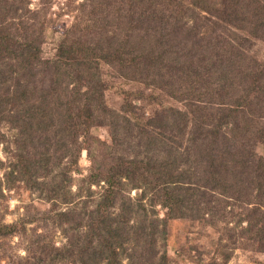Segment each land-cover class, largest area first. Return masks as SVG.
<instances>
[{
	"label": "rangeland",
	"instance_id": "obj_1",
	"mask_svg": "<svg viewBox=\"0 0 264 264\" xmlns=\"http://www.w3.org/2000/svg\"><path fill=\"white\" fill-rule=\"evenodd\" d=\"M100 2L0 0V22L8 25L13 39L31 40L36 39L38 31L40 34L36 39L40 59L33 69L24 67L25 63L14 58L15 53L1 50L0 71L8 69L10 63L15 70L7 83H2L10 88L7 93L15 87L22 90L39 85L42 75L58 78L64 65L52 62L62 43L85 48L81 60L86 66L81 71L93 74L102 87L96 100L92 97L97 83H82L79 92V86H75L74 94L64 90L59 97L50 95L47 104L42 102L47 109L34 113V118L26 112L14 118L12 103L0 111V225L18 226L17 232L0 235V264H36L39 246L59 249L65 245L77 233L74 227L83 228L86 218L79 217V212L88 214L101 205L106 187L103 176L116 167L117 155H140L143 163L139 165L150 161V170L146 179L139 174H130L132 179L115 174L117 195L103 207L104 212L117 215L121 202L135 207L136 199L144 192V210L136 205V212L127 207L123 211L138 222H146L148 216L163 220L159 222L164 228L156 247L159 252L165 251L168 264H264V0ZM14 7L18 8L16 13ZM6 10L12 19L4 15ZM130 10L136 13L131 18ZM129 24L157 29L164 24L171 30L159 48L167 52H146L154 61L147 58V65L139 58L132 79L121 76L113 65V55L107 57L109 60L99 55L101 50L113 51V42L127 39L124 49L128 43L135 44L143 34L142 27L128 31ZM113 33L118 35L114 39ZM151 37L155 39L152 32L147 42H152ZM27 71H33V79ZM72 86L69 82L68 87ZM37 93L33 99L44 100ZM29 96L21 99V113L25 103H33ZM57 103L62 108L64 104L73 105L78 111L72 119L60 116ZM173 119L178 121L171 125ZM51 120L49 136L35 127ZM116 121L126 124V128L120 126L125 144L118 142L119 146H114L112 139L119 128L113 125ZM201 121L203 132L198 128L196 132L195 124ZM57 126L67 128L58 130ZM211 129L218 131L215 138L208 132ZM204 136L208 140L200 145ZM217 137L223 155L233 157L232 169L245 172L240 194H230L229 190L230 196H222L204 188L205 194L194 196L201 199L199 205L191 206L196 218L170 217L157 196L150 210L152 176L161 174L163 165H169L166 158L176 160L170 171L176 167L188 171L179 163L182 157L190 164L196 160L202 168L215 150L212 141ZM39 138L46 146L38 144ZM28 153L33 156L31 160L46 154L49 158L45 168L33 164L27 168L31 175L24 173ZM240 153L249 156H245L249 168L240 163V159H246ZM121 259L126 262L125 255ZM56 264L78 263L67 258Z\"/></svg>",
	"mask_w": 264,
	"mask_h": 264
},
{
	"label": "trees",
	"instance_id": "obj_2",
	"mask_svg": "<svg viewBox=\"0 0 264 264\" xmlns=\"http://www.w3.org/2000/svg\"><path fill=\"white\" fill-rule=\"evenodd\" d=\"M100 1L101 0H96V3H99ZM135 3L136 2H133L132 5L135 6ZM17 9V7H14L13 12L16 13ZM132 13V10H130L129 18L136 14ZM4 15H7L9 19H12V15L7 10ZM140 26V24H129L127 30L130 31L133 28L138 29L140 28ZM29 29L30 33L34 32L33 27H30ZM142 31L143 34H139L138 40L134 41L135 44L128 43L129 47L127 49H124V46L127 43V39H123V41L120 43L113 42V51L101 50L102 54H99L101 57H108L109 59H111L113 55V65L118 67L117 70L119 71L121 76L129 77L130 79H132L131 77H135L133 70L135 67H137L141 58L144 59L147 65L149 64V62H147L149 58L154 61V57L145 54L146 52L150 53L152 51H157L159 54H161L163 51H165V48L162 50H160L159 48L161 46V43H163V41H165L166 38L171 35V30L169 28H167L164 24L159 26L158 29L154 28L153 26L145 25L142 27ZM113 32L118 31L113 30ZM151 32L154 34L155 39L151 37L152 42H147ZM145 33H147L146 36ZM39 36L40 34L38 31L36 39ZM116 36L118 35L113 33V39L116 38ZM126 36H130V34H126ZM13 38L14 34L9 31L8 25L2 26L0 22V52L1 50H6L11 53V55L12 52L15 53L14 58L18 57L20 62L25 63L24 67H30V69H33L32 66L36 64L40 59L38 56L39 44L36 43V39H25L24 41H22ZM141 41L143 42V44H140ZM81 49V47H76L70 43H62L57 49V57L52 62H57L60 64H56V66L64 65V67H66L65 69L64 67L60 68L62 72L61 75L58 76V78L56 76L55 78L47 79L42 75L40 77L39 85L37 83L36 86L32 84L31 88L27 87L28 89L24 88L22 90H18L15 87L14 89L12 88V92L9 91V94L7 93V91L10 88L7 89L3 87L2 83H7L8 79L11 78V74H15V70L11 68L10 65L12 64L10 63L8 69L2 70V72L0 71V111H5V104L10 105V103H12L11 106L15 108V111L13 112L14 118L18 117L20 114L26 115L25 112L28 113V117L34 118V113L36 114V112L39 113L41 110L47 109L45 107H42V102L45 101V104H47L46 101L48 98H51V96L59 97L62 92H65L64 90H67L68 93L74 94L75 86H79V88L77 89V91L79 92L82 83L85 86L87 84L91 85L92 83H94V86L96 85V83L98 84L96 94L93 93L92 97L93 100H96L99 96H101L100 91L102 87L101 84L98 83V80L94 78L93 74L81 71L82 67L86 66V63L81 60L82 56L85 54V48H83V50ZM94 49L97 50V48ZM16 50H18V54H16ZM166 52L167 51H165V53ZM123 53H127L129 56L124 57ZM147 58L148 60L146 61ZM43 62L48 63L50 61L44 60ZM146 66H144V69H146ZM70 69L72 70L69 71ZM31 72L33 73V71ZM31 72L27 71L26 73H29V75L31 76L30 79H33ZM67 80L73 84L72 87H68L69 82ZM37 92H39L40 96L44 97V100L40 99V101L37 102L33 99V96L38 94ZM28 93L30 94L29 97H32L33 103H25L26 106L24 107V113H21L19 104L21 103L22 97L26 98ZM46 95L48 96L46 97ZM63 106H65L63 108H66L67 110L64 111L62 106H60L59 104L56 105V107L59 108L58 114L60 116L72 119L71 115H75V112L78 110L74 109L73 105L64 104ZM86 115H88L89 118L92 116L90 115V113ZM79 118H81V115L79 116ZM174 121L170 124L174 125L178 120ZM40 122L42 121H39L38 123ZM52 122V120L47 121L45 124H39L35 127L42 129V133H47V129L49 130V127H52L53 125ZM82 123L85 124L84 120ZM202 123H204V121L195 124L194 128H196V132L197 128L200 129L198 132H203L204 128L203 125H201ZM113 125L119 127L118 130H116L112 134V139L114 142L113 145L119 146L118 142H122V144H125L123 136L121 135V127L126 128V124H120L118 123V121H116ZM56 128L58 130H64L67 127L57 126ZM170 129L172 130V127H170ZM123 131H125V133L129 132L128 130ZM208 132L212 134L214 138L218 135L217 130L211 129L210 131L208 130ZM233 132H235L234 129ZM47 136H49V134ZM206 138L207 137L204 136L202 139H200V145L208 140ZM44 141L45 140L39 138L38 144H43L44 146H46V143ZM212 143L215 145L213 148L215 150H213L209 154L211 157H207L205 163L203 162L202 168L198 167V163L196 160L192 161V164H190L185 161V158L182 159V157L180 158L181 160L179 161V163L181 164V166L183 165L184 169L188 168V171L183 169L179 170L177 167L174 170L178 171H170L169 169H173L170 168V166L172 165L171 163L176 160L172 158H166L168 160L165 162H168L167 164L169 165H163L164 167L161 168L164 169L162 170L163 172L161 174L156 173V176H152L154 182H151L152 185L149 188L151 190V195L148 198V205L150 206V210H152L151 207L154 204V197L157 196L161 200V204L167 208V213L169 212L170 217H173L175 215H190L191 218H196L197 214L192 215L194 209L191 206L199 205L201 199L195 198L194 196H202L203 194H205V192L203 191L206 189L204 188H209L211 192L217 191V193L222 196H230L228 195L229 190H231L230 194H240V191H242V176L245 172H238L232 169L233 165L231 161L233 157L224 156L225 154L223 155L224 148L219 144L218 137L215 141L213 140ZM229 147H231V143H229L228 148ZM200 150H202V147ZM203 150L205 151V148ZM201 153V158H203L205 154L203 152ZM126 156H115L119 160L115 165L116 167L112 166V168H110V170H107L104 174L103 183H106V187L103 189V199L101 200V205H99L95 211H87L88 214L86 212H79V217L82 215L86 218L85 223L82 225L83 228L79 230V226L74 227L73 229H78L77 233H74L70 238H68L65 245H63L59 249H56L53 246L52 248H46L47 246L42 245L39 246L40 248L38 250V256L35 257L37 259L36 264H56L61 259L67 258H71L73 261L75 260V262H77L78 264H168L165 251L159 252L156 247L159 239L158 235L160 234L162 236L161 230L162 228H164V225H161L159 222H163V220L148 216L146 222L145 220H139L138 222V220H132V218L129 219L127 216L129 212L127 213L126 211H123V208L127 207L130 208V210L136 212L138 211L136 205L144 210L145 205L142 203V196L144 195V192L138 199H136L137 202L136 205L134 204L135 207H133V204H128L127 206L125 202H121L119 203V211L117 212V215H115V213L112 214L104 212L105 209H103V207H106L111 202H113L114 197H116L117 195L116 193L118 178H114L115 174L118 176H127L128 179L133 178V176H130V174H139L143 179H146L148 171L150 170V161L146 162L145 165H139L143 163V159H141L142 157H139L140 155H138L137 157L134 156L128 158H126ZM240 156L249 157L245 153H240ZM32 157L33 156L28 153L24 158L26 159V163L24 164L26 166V168L24 169V173H26L27 175H31L30 172H28V166L35 164L41 168L42 166L45 168V160L49 158L46 154L44 156L42 155L39 160L37 159V157L34 158V160H31ZM186 160H189V158L186 157ZM240 160L242 166L249 168L250 161L248 163L247 158L244 159V161L243 159ZM234 165H236V163ZM152 167L156 168V165L153 164ZM192 168L194 169L191 170ZM199 170L200 172L198 173L197 171ZM155 171L157 172V169ZM203 172L205 174H203ZM92 176L93 174H91V177ZM100 209L101 211H99ZM206 209H210L211 212V208ZM203 211L204 210H202L201 212ZM202 214L203 213H199V216L203 217ZM75 224L78 225L79 223ZM17 231L18 226L14 223L0 225V235L4 236L6 234L14 233ZM122 255H125L126 257L125 263L122 262Z\"/></svg>",
	"mask_w": 264,
	"mask_h": 264
}]
</instances>
